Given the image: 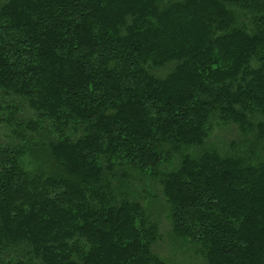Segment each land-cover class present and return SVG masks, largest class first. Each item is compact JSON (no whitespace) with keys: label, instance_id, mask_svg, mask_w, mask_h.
Here are the masks:
<instances>
[{"label":"trees","instance_id":"trees-1","mask_svg":"<svg viewBox=\"0 0 264 264\" xmlns=\"http://www.w3.org/2000/svg\"><path fill=\"white\" fill-rule=\"evenodd\" d=\"M0 128V264H172L145 175L203 264H264V0H0Z\"/></svg>","mask_w":264,"mask_h":264},{"label":"rangeland","instance_id":"rangeland-1","mask_svg":"<svg viewBox=\"0 0 264 264\" xmlns=\"http://www.w3.org/2000/svg\"><path fill=\"white\" fill-rule=\"evenodd\" d=\"M171 66L155 71L158 76H164ZM12 141L10 130L0 128V144ZM242 141L237 129L233 126H223L215 123L209 137L208 144L217 148L229 147L231 143ZM179 162L178 157L171 158L160 168L161 172H168ZM138 175L134 174L133 177ZM146 178V179H145ZM141 180V181H140ZM137 189L141 204L149 210L155 223H158L160 240L154 247L155 252L164 260L172 264H203L196 250L188 243L175 240L171 236V227L167 219V208L161 194V188L156 180L146 176L139 181H132Z\"/></svg>","mask_w":264,"mask_h":264}]
</instances>
